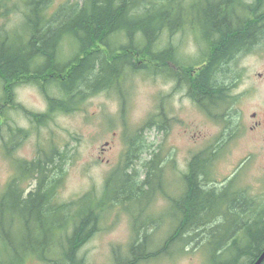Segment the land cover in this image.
<instances>
[{"label":"trees","instance_id":"obj_1","mask_svg":"<svg viewBox=\"0 0 264 264\" xmlns=\"http://www.w3.org/2000/svg\"><path fill=\"white\" fill-rule=\"evenodd\" d=\"M19 1L23 6L25 2L26 45L12 47L14 34L0 27V119L8 113L6 105H14L12 84L24 82L37 86L48 101L47 114L19 109L38 126L57 113L80 111L89 98L103 93L119 96L123 112L122 90L142 73L185 81L197 105L210 113V107L226 105L227 111L235 101L231 98L235 83L229 85L226 79L228 65L264 41V0H66L52 12L54 0ZM13 3L18 0H0V22L17 9L11 7ZM188 34L200 50L197 60L179 50ZM66 43L72 46L70 55L64 53ZM198 66L203 68L194 74ZM156 118H149L146 129L166 130L163 114ZM12 132L15 136L5 144L8 153L30 134L22 129ZM141 133L126 135L123 169L118 167L109 175L100 197L87 194L66 203L58 200L66 154L56 148L42 150L34 161H22L0 192V264H25L31 258L43 264H85L79 258L81 247L98 232L106 211L116 205L131 216L133 228L126 257H117V264L155 261L169 247L196 242L222 217L230 222L226 227L220 221L206 232L212 238L206 244L210 260L206 264L257 262L264 248V211L242 220L247 232H241L233 244L242 246L249 238L247 249L230 247V242L221 247L235 223L229 215L254 211L251 203L230 196L227 187L217 190L206 185L216 152L192 158L182 195L172 199L168 210L174 229L165 248L152 250L148 230L158 221L146 213L163 188L164 171L157 153L145 164L144 175L134 169L136 160L148 151ZM26 181L36 183L28 193ZM115 183L118 187L113 188Z\"/></svg>","mask_w":264,"mask_h":264},{"label":"rangeland","instance_id":"obj_2","mask_svg":"<svg viewBox=\"0 0 264 264\" xmlns=\"http://www.w3.org/2000/svg\"><path fill=\"white\" fill-rule=\"evenodd\" d=\"M65 1L54 0L51 12ZM15 5L17 9L8 13L0 27L14 34L10 41L12 47H22L26 45L28 31L23 18L25 2L23 6V1L18 0L11 7ZM17 32L22 37L16 36ZM179 50L194 60L200 56V50L189 34ZM71 51L72 46L66 43L64 53L70 55ZM170 66L178 72L176 67ZM196 68L194 74L203 67ZM226 72L228 83H235L231 92L235 101L231 109L228 108L229 112L223 109L226 105L222 109L210 107L211 113L206 111L185 95L186 90L175 81L177 79L142 73L129 80L130 88L122 90L123 100L126 98L123 112L119 96L103 93L89 98L80 111L57 113L46 125L40 126L34 125L19 109L47 114L49 105L45 95L33 84H12L14 105H6L8 113L0 119V192L14 178L22 161H34L42 150L56 148L66 154L58 200L66 203L87 194L100 197L109 175L118 167L123 169L128 150L126 135L142 132L140 140L148 151L136 160L134 169L142 174L145 164L157 153L164 171L160 184L163 188L156 193L146 213L158 221L148 230L154 243L152 250L160 251L174 229L168 210L172 199L182 195L189 163L199 153L216 152L207 186L217 190L227 187L230 196L251 203L254 214L264 211V41L252 53L240 54L228 65ZM161 113L167 129H146L149 118L156 116L157 120ZM226 113L229 115L223 117ZM258 121L263 122V127L252 131L251 127ZM21 129L30 134L8 153L10 147L5 144L11 142L12 131ZM35 185L33 181H26L27 193ZM116 187L117 183L113 185ZM219 222L225 227L230 223L222 217L208 226L196 242L169 247L155 261L140 264H206L209 260L205 254L206 244L212 239L206 232L214 230ZM132 239L131 216L125 209L112 206L103 215L98 232L81 247L79 258L85 264H117V257H126ZM249 242L248 238L243 244ZM225 259H219L218 263ZM25 264L43 263L31 258Z\"/></svg>","mask_w":264,"mask_h":264},{"label":"flooded vegetation","instance_id":"obj_3","mask_svg":"<svg viewBox=\"0 0 264 264\" xmlns=\"http://www.w3.org/2000/svg\"><path fill=\"white\" fill-rule=\"evenodd\" d=\"M175 81H177V80H175ZM177 82L179 83V81H177ZM227 82H228V80H227ZM180 83H181V87L186 90L185 91L186 92L185 95L188 98H190L196 104V102L192 99V97H191V95L189 93V88H188V85L186 84V82L184 81V83H183V81H180ZM228 84L231 85V83H228ZM261 127H263V122L258 121V122H255L254 126L251 127V130L252 131H254L256 129L259 130ZM255 215L256 214H253V213H238V214L236 213V214L229 215L230 220L231 221H235V223H234L232 229L230 228L231 231L229 232V235L227 236V239L224 241V245H221V247L222 246H229V245L226 244L228 242V240H229V241H231L230 242L231 243L230 247H238V249H240V250L241 249H247L250 246V244H248V243L244 244L242 246H237V244H233V243L236 242L239 237H242V236H240V235H242L241 232L246 231L245 228H244L246 226V223L243 222L242 220H245V221L250 220V218L255 216ZM262 216L264 217V214ZM236 220L239 223H236ZM240 220L242 221V223H240ZM263 252H264V248L262 249L261 253H263ZM255 263H256V261L255 262H250V264H255ZM236 264H238V262ZM262 264H264V261L262 262Z\"/></svg>","mask_w":264,"mask_h":264},{"label":"water","instance_id":"obj_4","mask_svg":"<svg viewBox=\"0 0 264 264\" xmlns=\"http://www.w3.org/2000/svg\"><path fill=\"white\" fill-rule=\"evenodd\" d=\"M264 261V252L263 254L260 256V258L257 260V262L255 264H262V262Z\"/></svg>","mask_w":264,"mask_h":264}]
</instances>
